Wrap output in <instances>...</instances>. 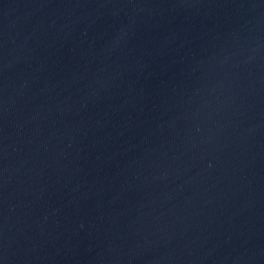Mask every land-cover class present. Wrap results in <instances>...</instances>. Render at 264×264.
Here are the masks:
<instances>
[{"label":"water","instance_id":"95a60500","mask_svg":"<svg viewBox=\"0 0 264 264\" xmlns=\"http://www.w3.org/2000/svg\"><path fill=\"white\" fill-rule=\"evenodd\" d=\"M0 264H264V0H0Z\"/></svg>","mask_w":264,"mask_h":264}]
</instances>
